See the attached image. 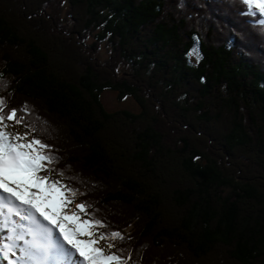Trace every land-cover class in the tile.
<instances>
[{
	"label": "trees",
	"instance_id": "1",
	"mask_svg": "<svg viewBox=\"0 0 264 264\" xmlns=\"http://www.w3.org/2000/svg\"><path fill=\"white\" fill-rule=\"evenodd\" d=\"M251 6L0 0L4 121L17 109L48 145L45 173L102 223L113 263L264 264V25ZM110 90L135 108L107 110Z\"/></svg>",
	"mask_w": 264,
	"mask_h": 264
},
{
	"label": "snow or ice",
	"instance_id": "2",
	"mask_svg": "<svg viewBox=\"0 0 264 264\" xmlns=\"http://www.w3.org/2000/svg\"><path fill=\"white\" fill-rule=\"evenodd\" d=\"M246 5H255L257 9L264 13V0H242ZM0 109H3V101L0 99ZM18 110L13 108L7 110V120L22 123V116L17 115ZM5 114L0 110V207L8 206V211H13L15 202H19L20 207L15 211L21 218L31 222L33 227L29 229V234L33 237L31 249L36 252L47 253L51 247V234L58 230L63 238L67 249H63L65 255L69 249L76 252L83 261V264H109L112 261L121 259L118 255H105L102 249L95 247L96 240H83L81 236L91 235L93 226L103 227L99 220H81L74 212L69 214L63 209L71 203L74 192L70 188L62 185L59 180L44 174L47 164L55 158L46 155L42 150L48 147L39 139L33 138L31 141H24V136L20 133H8L4 125ZM7 194L4 196L3 194ZM75 208L81 213L84 212L85 205L76 203ZM37 215L47 221L49 227L39 225ZM66 222H71L74 226H69ZM118 232L113 231L111 237L116 238ZM11 239V237H9ZM20 239V237H17ZM98 239L107 241V236L101 233ZM13 245L0 244V258L8 261L9 253ZM108 247H113L109 243ZM32 255V251H29Z\"/></svg>",
	"mask_w": 264,
	"mask_h": 264
},
{
	"label": "rangeland",
	"instance_id": "3",
	"mask_svg": "<svg viewBox=\"0 0 264 264\" xmlns=\"http://www.w3.org/2000/svg\"><path fill=\"white\" fill-rule=\"evenodd\" d=\"M251 8L255 9L256 6L252 5ZM61 14H62V16L65 14L63 9L61 10ZM246 15H248V18L250 19L252 16L251 11H247ZM254 16H255V14H254ZM255 22H257L258 24L263 26L264 25V13ZM99 55H100L101 59H104L105 56L107 55V52H106L104 45H101L100 50H99ZM101 101L104 104L105 108L109 111H115V110H119V109H134L135 108L134 103L129 98H126V97L118 98L115 91H111V90L105 91L104 93H102ZM3 123L5 125L6 132H8V133L14 132V133H20L23 135L24 133L27 132V135L24 136V141H26V142L31 141L33 138H35L34 136H32L31 133H29L27 131V129L15 124V122H14V124L8 123L6 121H4ZM44 174L52 176L54 179L59 180L60 183L62 184V178H61L59 173L53 172L52 174H49V173L48 174L44 173ZM76 203L77 202L75 200L71 199V203L67 207H65L63 209V211L68 212L69 214L74 212L75 214H77L80 217L81 220L87 219V215L85 212L81 213L78 209L75 208ZM0 220H1L0 221V244L11 243L13 245L12 251L9 253V260H11L13 262V264H25L24 262H26L27 260L23 257V255H21L20 252L26 247V244L28 243V241L32 237L29 234V229L31 227H33V225L28 226L26 228V232L23 235L25 237V242L24 241L19 242V239H17V237H20L19 236V235H21L20 231L17 230L15 228V226H13L9 222V220L4 217V215L2 214L1 211H0ZM38 222H39V225L41 227H43L42 226L43 223L40 220ZM66 223L69 226H74V224H72L71 222H66ZM2 230H7L8 234ZM99 236H100V234L96 230V226H93L91 228V235L81 236L80 239L96 240L95 247L102 249L103 254L110 255V250H109V247L105 245L106 244L105 240L104 239H98ZM9 237H11V239H9ZM15 248H17V249H15ZM80 263L82 264V260H80ZM0 264H8V261L4 260L3 258H0ZM109 264H115V263L109 262Z\"/></svg>",
	"mask_w": 264,
	"mask_h": 264
},
{
	"label": "bare ground",
	"instance_id": "4",
	"mask_svg": "<svg viewBox=\"0 0 264 264\" xmlns=\"http://www.w3.org/2000/svg\"><path fill=\"white\" fill-rule=\"evenodd\" d=\"M11 133H14V132H11ZM3 195L7 196L6 193ZM18 207H20V204L17 201L13 205L14 212L9 213L8 215L14 217L21 224L22 229L24 230L27 228L30 221L24 220L21 218V215L23 214V212L18 214L15 211V209ZM6 208H8V206L0 209V211L5 212ZM37 218L42 220L45 223L46 227H49V225L47 224V221H44L43 218L39 217L38 215H37ZM25 232H26V230H25ZM62 241H64V240L60 236L59 231L54 230L51 234V240H50L51 247H50L49 251L45 254V253L36 252L33 250L32 255H30L29 258H27L28 263L29 264H80L79 261L82 260V258L80 257V260L76 259V257L79 255L76 252H74L73 250L69 249L67 252V255L64 254V252L62 250L67 249L68 247H66ZM82 264H83V261H82Z\"/></svg>",
	"mask_w": 264,
	"mask_h": 264
}]
</instances>
